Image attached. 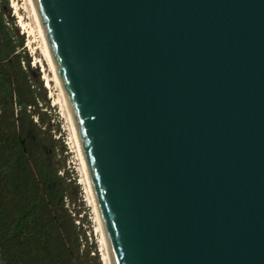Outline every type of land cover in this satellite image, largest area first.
<instances>
[{
    "label": "water",
    "instance_id": "obj_1",
    "mask_svg": "<svg viewBox=\"0 0 264 264\" xmlns=\"http://www.w3.org/2000/svg\"><path fill=\"white\" fill-rule=\"evenodd\" d=\"M112 264H264V0H34Z\"/></svg>",
    "mask_w": 264,
    "mask_h": 264
},
{
    "label": "trees",
    "instance_id": "obj_2",
    "mask_svg": "<svg viewBox=\"0 0 264 264\" xmlns=\"http://www.w3.org/2000/svg\"><path fill=\"white\" fill-rule=\"evenodd\" d=\"M9 17L0 0V264H102L40 69Z\"/></svg>",
    "mask_w": 264,
    "mask_h": 264
},
{
    "label": "rangeland",
    "instance_id": "obj_3",
    "mask_svg": "<svg viewBox=\"0 0 264 264\" xmlns=\"http://www.w3.org/2000/svg\"><path fill=\"white\" fill-rule=\"evenodd\" d=\"M10 2V19H14L20 27V33L25 34V46L32 57V65L39 67L41 78L48 91L51 99L52 111L55 115V121L61 128V135L68 148L66 154V165L72 176L81 186L82 197V214L87 218L85 228L89 236V242L97 246L102 264H109L107 259L106 248L103 243L102 233L99 222L93 206V200L86 181L82 160L79 154L73 133L70 117L63 99L56 74L48 58L46 48L41 37L39 27L35 20L29 0H9ZM9 11V9H7ZM59 137L60 133H56Z\"/></svg>",
    "mask_w": 264,
    "mask_h": 264
},
{
    "label": "bare ground",
    "instance_id": "obj_4",
    "mask_svg": "<svg viewBox=\"0 0 264 264\" xmlns=\"http://www.w3.org/2000/svg\"><path fill=\"white\" fill-rule=\"evenodd\" d=\"M29 2H30V6L32 8L35 20H36L37 25L39 27V31H40L41 37L43 39V42H44V45H45V48H46V52H47L48 58L50 59V63L52 64V67H53L54 72L56 74L57 81H58V84L60 86V89H61V92H62V95H63V99L65 101V105H66V108H67V111H68V114H69V117H70L73 133H74V136H75L76 144L78 146L79 154H80V157H81V160H82L84 173H85V176H86V181H87V184H88V187H89V191H90V194H91V197H92V200H93V204H94L93 206L95 207V212H96L97 219H98V222H99L100 231L102 233L103 243H104V246L106 248L108 263L112 264L111 259H110V254H109V251H108V246H107L106 239H105V236H104V232H103V229H102V224H101V221H100V216H99V213H98L96 200H95V197H94L92 184H91L90 177H89V174H88V170H87V167H86V162H85V159H84V155H83L82 148H81V145H80V141H79L76 125H75V122H74V118L72 116V112H71L70 105H69V102H68V99H67V96H66V92H65L64 86L62 84V81H61V79H60V77L58 75V72L56 70L54 62L52 60V56H51V53H50V49H49V46H48L46 35H45V32H44L40 17L38 15V11H37V7H36V4H35V1L34 0H29Z\"/></svg>",
    "mask_w": 264,
    "mask_h": 264
}]
</instances>
